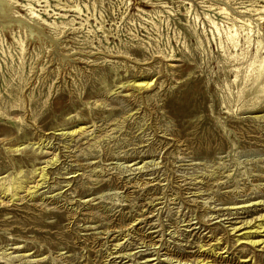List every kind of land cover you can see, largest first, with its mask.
Instances as JSON below:
<instances>
[{"label":"rangeland","instance_id":"1","mask_svg":"<svg viewBox=\"0 0 264 264\" xmlns=\"http://www.w3.org/2000/svg\"><path fill=\"white\" fill-rule=\"evenodd\" d=\"M263 58L264 0H0L1 264H264Z\"/></svg>","mask_w":264,"mask_h":264},{"label":"bare ground","instance_id":"2","mask_svg":"<svg viewBox=\"0 0 264 264\" xmlns=\"http://www.w3.org/2000/svg\"><path fill=\"white\" fill-rule=\"evenodd\" d=\"M46 23V22H45ZM247 26V25H246ZM229 28V27H228ZM237 33V32H236ZM234 36V35H233ZM220 37H222V36H220ZM231 41H232V38H231ZM233 42V41H232ZM247 42V41H246ZM251 42V41H250ZM260 42V41H259ZM258 59V58H257ZM256 68V67H255ZM255 72V71H254ZM263 72H264V58L263 59H261V60H259L258 61V66H257V69H256V72H255V76L257 77V79L263 74ZM252 74H253V72H252ZM252 80V79H251ZM132 86H134V87H136V88H146V87H149L150 86V83H148V82H135ZM257 91V90H256ZM261 91L262 92H264V87L261 89ZM260 97V96H259ZM261 98V97H260ZM262 99V98H261ZM258 100V99H257ZM260 100V99H259ZM264 101V100H263ZM262 101V102H263ZM261 102V101H260ZM254 103H255V101H254ZM248 106V105H247ZM251 106H252V104H251ZM258 118H260V119H263L264 118V116H261V117H258ZM19 151V150H18ZM19 162H20V164H22V163H24V162H26V160H23V159H20L19 160ZM44 169V168H43ZM41 175V174H40ZM45 177H46V175L45 174H43L42 175V181H44L45 180ZM4 181V180H3ZM12 182H13V180H12ZM3 183V182H2ZM0 185H1V183H0ZM4 185H5V183H4ZM15 187V186H14ZM38 186H36L35 188H37ZM1 188H2V186H1ZM18 188H16V189H14L13 187H7V188H3L2 189V193L4 194V195H8V193H14V194H12V197L14 198L15 196H17V194H18ZM260 218H264V215H261L260 216ZM260 221H264V219L263 220H260ZM255 225V224H254ZM250 226L249 228H251V227H257V230H255V231H246L245 233H243V234H241V238H239L238 239V241H240L241 239H249L250 237H252L253 236V234H259L260 233V231H258V230H260V229H264V223H260L258 226ZM235 230H236V228H234ZM262 231V230H261ZM263 233H264V230L262 231ZM261 234V233H260ZM257 243H259V242H249V244L250 245H257ZM264 243V241H262V244ZM120 245V244H119ZM118 244H117V246H119ZM211 248H212V250H211ZM210 249H208L209 251H210V253H212V254H215V252H216V249H213V247H211ZM18 249H20V248H15V250H17L18 251ZM204 252L205 251H207V250H203ZM219 259V258H218ZM9 261H6V263H8ZM213 261H206L205 259H203V260H201V261H198V262H196L195 264H214V262L212 263ZM1 263H4V262H0V264ZM38 264H40L39 262H38Z\"/></svg>","mask_w":264,"mask_h":264}]
</instances>
